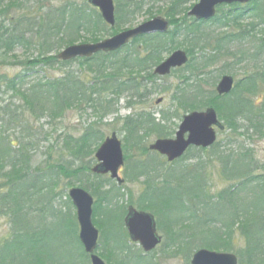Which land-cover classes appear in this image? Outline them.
<instances>
[{"label":"trees","instance_id":"trees-1","mask_svg":"<svg viewBox=\"0 0 264 264\" xmlns=\"http://www.w3.org/2000/svg\"><path fill=\"white\" fill-rule=\"evenodd\" d=\"M114 1L116 3L114 28L108 30L98 11L89 7V12L85 14V10L69 4L50 12L43 17L44 20L40 18L42 22L45 20L51 22L47 23L46 37L52 35L53 41L57 40L51 44V41L48 43V40L42 39L43 44L38 46H51L57 50L73 45L77 40L97 43L102 38L124 30L125 26H130L143 9L144 0ZM12 6L20 10L23 4L21 0H0V15L6 16L7 14H4L8 13ZM190 8L187 9L184 0H171L164 15L169 24L173 25V31L162 35L141 36L134 39L130 46L108 55L99 53L89 60L78 59L82 61L81 65L86 66L87 71L92 74L90 80H82L80 75L64 70L62 77L56 80L32 82L31 86L22 88L23 79L18 75L13 78L0 75V92L4 87V94L10 92L12 96L19 98L37 118L48 114L56 119L63 114L65 108L72 107H77L78 110H85L84 107H86L100 113L107 112L117 101L116 98H120L123 93L134 92L139 98L137 90L140 84L133 78L122 80L125 77L123 73L140 74L151 71L177 46L183 47L190 56V61L183 69L173 72V75L178 74V83L175 86L166 84L164 87H155L153 91V93L170 91L169 98L176 106L175 112L162 111L156 122L150 114L142 113L134 118H126L123 122L122 132L125 134L123 149L126 162L124 181L126 183L143 179L144 187L136 202L127 195L128 204L139 210L151 212L156 217L158 231L164 232L166 239H170L162 243L163 253L170 254L173 251L172 255H181L188 263L193 253L200 249L232 252L233 234L237 231L244 237L246 245L244 250L240 249L236 254L239 256V264L244 263V258H246V264H264V175L252 177L250 168L255 162L251 160V151L240 146V151L233 157V154L218 151L219 143L217 142L209 150L189 148L181 159L172 164H166L164 159L149 153L148 149L142 146L146 137L171 136L172 132L165 127L170 120L180 119V116L187 112L205 110L208 107L213 108L218 119L223 122L224 129L228 132L225 138L228 145L238 141L236 137L248 135L249 132L258 137H264V69L254 72L255 67H253V72L239 79L234 84L233 90L226 96H217L215 93L216 81L220 76H217L215 80L210 77L217 62L222 63L221 70L217 69L220 75L222 73L234 75L242 62L250 60L256 63L255 59L261 56L262 48L254 54L240 53L236 56V54L230 55L227 47L247 39V36L251 35L259 24L264 25V0H255L252 8L248 10L250 13L247 16L254 18L257 21L256 25L249 24L246 28H239L237 33L225 36L216 31H208L206 26L212 24L217 28H226L230 23L240 27L239 23L243 20L242 16L245 12L238 11L236 4L228 6L229 14L221 18L215 17L209 22H196L189 19L186 13ZM222 11V7L217 10V12ZM13 20L14 18L9 23L12 33L8 34L4 31L0 36L2 50H11L14 43L18 44L19 39L25 38L26 33L34 32L36 27L41 26L36 23L38 18L35 16H20ZM78 33L82 34L83 38ZM141 51L142 53H139ZM228 56H232L231 62L224 60ZM71 63L61 62L57 57L50 56V53H40L36 59H28L24 64L30 68H36L39 65L47 67L48 64L59 67L68 66ZM144 77L154 84L151 72H147ZM106 97L113 98L107 101ZM129 105L131 103L127 106ZM1 115L8 118L7 122L0 120V122L3 121L2 127L15 126L25 135L28 144H19L18 138L16 139L18 145L15 146L8 139V135L4 134L5 131L0 132V185L4 188L0 192V207L2 210L5 208V212L11 217L10 223L13 224L11 236L0 245V264H85L84 262H89V257L83 252L78 239L81 254L73 260L75 262L69 263L53 261L50 258H48L49 261L46 258L43 259L35 248L28 245L29 238L25 232L27 225L24 221L32 213L29 200L35 192L37 194L41 192V189L37 188L39 180L27 181L32 171L33 151L36 149L33 142L29 143V141L37 135L19 114L15 116L8 107L0 106V118ZM241 123L244 124L245 131L240 134ZM102 141L103 135L100 131L95 127H89L82 138L73 139L68 136L65 144L68 147L67 142H74L71 156L76 160H83L90 157ZM132 151L147 155V160L130 159L129 154ZM191 152H193L195 164L181 165L180 161L188 158ZM203 158L208 162H219L222 180L231 183L216 195L211 194L209 177L204 173L208 163H203L205 162ZM175 164L178 165L175 166ZM91 168V166L83 165L71 174L72 176L81 174L83 170L91 173ZM58 169L61 171L60 168ZM109 182L110 180L102 181L90 189L97 199L93 214L94 224L102 235L106 236L108 242L104 247L105 253L100 254L102 259L107 264H155L156 260L153 257L149 258L150 255L143 256L141 251L140 254L133 253L131 248L134 245H126L130 242L122 223L127 209H123L118 204L119 197L122 196L120 189L110 185L111 182ZM105 183L110 186L105 191H101ZM248 184L251 186L248 187ZM79 187L86 189L83 185ZM48 188H50L49 185H47ZM252 193L257 194L259 198L261 194L263 200L260 204L242 207L245 202L246 205L248 204L247 199ZM234 197H236L235 201ZM67 201L70 202L68 198ZM43 210L45 209H34V212L39 213ZM118 225L120 231L116 234L117 236L121 234L119 238L124 240L122 242H118V237H113V232L117 231L115 228H118ZM190 231L192 237L183 234ZM124 253L126 254L125 262L118 263L115 259L113 260L116 263L111 262L113 257H119V254Z\"/></svg>","mask_w":264,"mask_h":264},{"label":"rangeland","instance_id":"rangeland-1","mask_svg":"<svg viewBox=\"0 0 264 264\" xmlns=\"http://www.w3.org/2000/svg\"><path fill=\"white\" fill-rule=\"evenodd\" d=\"M198 1L199 0H184V5L188 9L194 4H196ZM21 2L23 6L20 10L12 6L10 7L9 12L4 14H7L6 16H3V14L0 15V36L3 34L4 31H6L8 34H11L12 30L9 23L12 21L13 18L15 20L20 16H35V18H38V20H36V23L41 24V26L36 27V29H34V32L26 33L25 38L23 40L19 39L18 44L14 43L11 50L0 49V75H6L11 78L18 75L20 78L23 79L24 85L22 88L31 86L32 82H43V80L47 81V79L56 80L62 77V73H64V70L65 72L69 71L76 73L78 76L80 75V78L82 80H90L92 74L90 73V71H87L88 69L86 68V66L81 65L82 61L79 60L78 62H72L68 66L61 67H59L58 65L52 66V64H48L47 67L39 65L36 66V68H30L26 64H24L26 60L28 61V59H36L37 55L40 53H50V56L57 57L58 54H60L63 50V48L56 50L54 47L46 45L42 47L38 46L39 44H43L42 39L48 40V43L51 41V44L57 40L56 39L53 41L54 38L52 35L46 37L45 32H47V23L51 22L48 20L42 22L40 18L43 19V17H45L50 12L55 11V9L58 10L69 4L73 5L74 7L77 6L82 10H85L84 12L86 14L87 12H89L87 0H21ZM113 2L116 5L114 0ZM170 2L171 0H144L143 9L137 14L134 22L125 29L135 28L136 26L141 25V23L149 21L151 20V18L154 17H162L165 19L164 12L170 6ZM252 6V3L250 5H240V8L242 9H238V11L245 12L242 16L243 20H240L239 23L240 27L232 25L230 23L226 28H217L216 25L213 26L212 24H207L206 29L208 31H216L218 34L221 33L223 36H225L226 34H235L237 33V30L239 28H246L249 24L256 25L257 21L254 18H249V16H247L250 13L248 10L251 9ZM229 13L230 11L228 10V7L225 6L223 7L222 12H217V17L221 18ZM173 29L174 28L172 27V30ZM78 35L83 38L82 34L78 33ZM263 37L264 25L259 24L255 31L251 35L247 36V39L242 40L240 42L237 41V43L235 42L229 45L227 47V51L230 55L236 54V56H238L240 55V53L250 55L254 54L255 52L259 51L260 48H262L260 50L261 56L258 59H255L256 63L250 60L242 62L238 69L234 72L236 73L234 75H231L229 73H222V75H231L234 77V81L237 82L243 76H246L247 74L253 72V67H255L254 72L264 69V43L262 42ZM101 40H104V38H102ZM88 43H90V41L87 42L85 40H77L74 45ZM177 49L183 50V47L179 48V46H177L175 50ZM128 51L130 52L131 50ZM139 53H142V51ZM228 57L224 60H226V62H231L232 56ZM221 67L222 63L217 62L214 69H212L213 74L210 77L213 80H215L217 76H220L217 78L216 83H218L219 79L222 76L220 75V72H217V69L221 70ZM147 72L151 71H146L143 74H130L129 72H126L123 73L125 77L122 79L124 80L125 78L136 77L137 81L142 84L140 91H138V94H147L144 95V98L141 97L140 99H138V97H134V95L136 94L132 95L131 92H127L123 93L120 98H116L117 101H115L114 105L111 106L112 108L110 111L100 113L99 111H93L92 108L88 109L86 107H84L85 110H78L77 107H72L70 109L65 108L63 114L60 117H57L56 119H53L48 114H44L42 116L40 115L37 118L35 115H33V111H31L29 107H26L22 104L19 98H15L11 95L10 92L4 94L5 88L2 87L0 92V106L5 108L8 107L12 114H14L15 116L19 114L20 117H22L23 121L36 131V133L34 132V134L37 135L34 139L29 141V143L33 142L36 149L35 151H33L32 171L28 175L27 181L30 182L31 179L39 180V185L37 188H40L41 192L40 194H37V192H35V194L31 196V199L29 200V205L32 209V213L31 215L26 217L24 223L27 225L25 232L27 234V238H29L28 245L31 248H35V250L41 255L43 259L46 258L48 260V258H50L53 261L58 260L69 263L80 256V246L77 242L78 225L76 226V219L74 221L76 210L73 208L72 203L67 201L66 197L73 187H79L83 185L86 187L85 190L92 196V199H94V208L97 203V199L92 195L90 191L91 187L95 184L102 183V181L105 182L106 180H110L107 176L95 177L90 172H84V170L83 172H81V174H74L72 176L71 173L83 167V165L91 167L94 166V164L96 163L94 152L96 150L94 152L93 150H91L93 154L90 157L85 158L83 160H76L73 156H71L74 142H67L68 147L65 144V141L67 140L68 136L72 137L73 139H80L89 127H95L97 130L100 131L101 135H103V140L106 137L111 136V134L114 132L120 140L122 146H124L123 140L125 138V134H123L122 128L124 124L123 122L126 118H134L140 113L150 114L156 122L159 120L162 111L166 112V110H168L169 113L175 112L176 106L169 98V96L171 95L170 91V93H153V91L155 87H160L163 85L165 86L166 84H169V86L175 85L179 81L178 74H176L175 76L164 78V80L157 77V81L151 85V81H145L147 79L143 78L147 75ZM112 98L113 97H109V99L111 100ZM109 99L107 98V101ZM157 99H161L162 102L160 104H156ZM133 101L134 104L128 107L127 105L131 102L133 103ZM180 119H172L168 123H166V129L172 132V135L168 138H174L175 133L177 132V127L181 122ZM0 120H4L5 122H7L8 118H5L1 115ZM241 124L242 127L239 131L240 134L245 131L244 124ZM2 125L3 121L0 122V132L5 131L4 134H6V136L8 135V139L15 146L18 145V143L21 145L24 143L28 144V142H26L27 138H25V135L22 132L20 133L19 129L17 130L15 126L7 125L6 128H3ZM227 134V131L217 132L216 140L219 143L217 148L218 151L225 154H233L234 157L240 151L239 147L243 146L244 149H248L249 151H251V160H254L253 162H255L253 163V165H251L250 168V170L252 171V177L264 175V137H258L256 135H253L252 132H249L248 135L244 134L239 138L236 137L238 141L231 142V144L228 145L227 141L225 140ZM16 139H18V143H16ZM156 139L157 137L153 135L150 137H146V139H144V141L142 142V146L148 148V146L154 141H156ZM129 155H131L130 159L134 160L138 158L140 160L146 161L148 158L147 155H142L133 151ZM192 155L193 152L189 154L188 158L186 157L185 160L180 161L181 165H194L195 158L192 157ZM128 161L130 162V160ZM203 161H205L203 163H208L204 168V173H206L209 177L208 183L212 187L211 194L216 195L218 192H221L225 188H227L231 183H229L228 181L224 182L222 180L220 172L221 164L219 162H208L205 158H203ZM177 165L178 164H175V166ZM125 167L126 162L124 163L123 168L119 171V176L124 180L126 178ZM58 168H60L61 171H59ZM142 181L143 179H138L135 182L127 181L122 186L118 187L116 182L110 180V185L119 188L120 193L122 194V196H120V199L118 200V204L120 207H122L123 209H127V206L129 205V197L127 195L131 197L133 202H136L138 200V196L141 194L144 188L142 186ZM47 185H49L50 188L47 189ZM110 185L106 183L105 185L103 184V187H101V191H105ZM250 186L251 185L248 184V187ZM43 187L44 189L42 190ZM2 189L4 188L0 185V192ZM50 190L52 191L49 192ZM233 200L235 201L236 197H234ZM262 200L263 198L261 194L259 198L257 194L252 193L247 199L248 204L246 205L245 202L242 207L255 205L257 203L260 204ZM34 209L45 210L37 213L34 212ZM0 211H2V213L0 212L1 245L4 240H7L11 236V227L13 226V224L10 223L11 217H9V214L5 212V208L2 210V207H0ZM120 211L121 210H119V212ZM93 216L94 215L92 214V220ZM96 229H98L99 231V245L96 250V254L98 256L99 254H101V252L105 251L104 247L105 245H107L108 242L106 241V236L102 235V232L99 230V228L96 227ZM115 230L117 231L113 232V237H118V242L124 241L119 238L121 234H119V236H117L116 234L118 233V231H120L119 225L118 228H115ZM235 230L236 227L234 231ZM159 234L160 236L162 235V237L165 238L163 239V241H170V239H166V235L164 232H159ZM183 234H187L192 237L191 231L183 232ZM233 235L234 239L232 240V244L234 246V249L230 253L237 256L236 254L238 253V251L240 249L244 250L246 245L244 237L240 235L237 231H235ZM162 243L159 247L156 248V250H154L150 254H146L150 255L149 258L153 257L156 260L155 264L187 263L186 259L182 258L181 255H172L173 251L170 254L163 253ZM129 244L132 246L134 245L132 243H127L126 245ZM131 249L133 250V253L140 254L141 251L142 255L146 256L143 250H141L138 245H134V247H132ZM125 256V253L123 255L119 254V257H113L111 262L116 263L113 259L117 260L118 263L119 261H124ZM237 257V264H239V256ZM244 259L246 260V258ZM245 260L243 264H246ZM84 263L90 264L89 262ZM187 264H190V260Z\"/></svg>","mask_w":264,"mask_h":264},{"label":"water","instance_id":"water-1","mask_svg":"<svg viewBox=\"0 0 264 264\" xmlns=\"http://www.w3.org/2000/svg\"><path fill=\"white\" fill-rule=\"evenodd\" d=\"M251 0H200L188 12L189 17H195L196 20H210L215 16V7L225 4L241 3L246 4ZM91 7L98 8L101 17L106 24H114V7L112 0H88ZM168 23L163 18H154L145 22L138 28L122 32L119 35L99 42L98 44L69 46L63 50L58 58L68 61L78 57L89 59L91 56L99 53H110L120 50V47L126 45L131 39L143 34L161 33L168 30ZM264 42V38L262 40ZM188 57L185 52L175 51L168 59L163 61L155 74L164 76L170 73L171 69L185 65ZM233 78L224 76L217 84V95H227L233 88ZM182 122L177 129L174 139H157L149 149L160 153L167 158V161L173 162L184 155L189 147L209 148L215 143L216 132L214 127L222 130V126L217 119L216 112L212 108L204 112H192L182 118ZM97 164L92 173L104 176L110 174L111 179L117 180L119 184L123 181L117 176L118 170L123 165L124 155L122 154V144L117 139L116 134L106 138L95 153ZM69 199L77 210L76 220L79 226V241L82 243L84 252L90 254L91 264H105L99 256H96L94 250L97 247L98 231L93 226L91 196L81 189L73 188L69 192ZM128 213L124 218L125 229H127L129 239L139 244L145 252H151L161 243L156 233L155 218L149 213L137 211L128 207ZM190 264H237V257L225 253L211 252L206 249L194 253Z\"/></svg>","mask_w":264,"mask_h":264}]
</instances>
